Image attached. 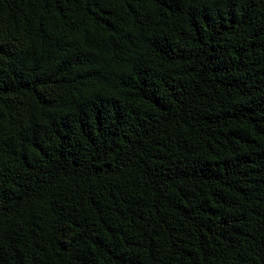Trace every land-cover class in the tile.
I'll return each instance as SVG.
<instances>
[{
  "label": "trees",
  "instance_id": "1",
  "mask_svg": "<svg viewBox=\"0 0 264 264\" xmlns=\"http://www.w3.org/2000/svg\"><path fill=\"white\" fill-rule=\"evenodd\" d=\"M0 264H264V0H0Z\"/></svg>",
  "mask_w": 264,
  "mask_h": 264
}]
</instances>
